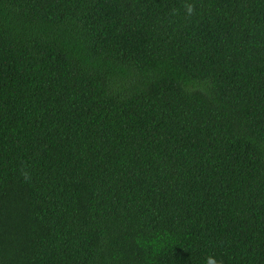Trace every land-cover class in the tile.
<instances>
[{"label": "trees", "instance_id": "16d2710c", "mask_svg": "<svg viewBox=\"0 0 264 264\" xmlns=\"http://www.w3.org/2000/svg\"><path fill=\"white\" fill-rule=\"evenodd\" d=\"M208 257L264 264V0H0V264Z\"/></svg>", "mask_w": 264, "mask_h": 264}, {"label": "clouds", "instance_id": "9594fccd", "mask_svg": "<svg viewBox=\"0 0 264 264\" xmlns=\"http://www.w3.org/2000/svg\"><path fill=\"white\" fill-rule=\"evenodd\" d=\"M191 11H192V8L189 7L188 12L191 13ZM206 264H218V262L216 261V259L214 257H208L206 260ZM219 264H222V261L219 262Z\"/></svg>", "mask_w": 264, "mask_h": 264}]
</instances>
